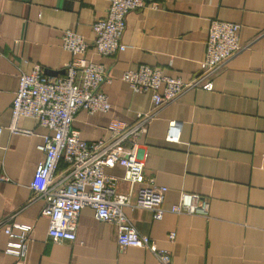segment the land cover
<instances>
[{"label":"crops","instance_id":"0c3cea01","mask_svg":"<svg viewBox=\"0 0 264 264\" xmlns=\"http://www.w3.org/2000/svg\"><path fill=\"white\" fill-rule=\"evenodd\" d=\"M144 1L126 15L124 48L101 55L92 23L106 15L110 0H0V264L17 263L4 253L3 227L11 222L32 225L24 264H164L146 247L119 246L116 226L89 207L80 212L74 241L48 237L45 200L29 187L48 129L21 116L18 126L33 133L12 132L11 105L20 72L38 66L48 76L63 73L72 54L62 48L61 34L74 30L89 44L85 57L105 66L110 79L102 90L111 108L80 110L72 125L87 141L105 138L112 118L131 123L151 107L150 92H135L122 72L146 64L169 76L194 77L212 19L240 25L241 49L215 73L212 90L183 91L159 109L139 140L147 154L145 176L167 187L162 218L144 208L124 211L168 252V264H264V0ZM170 120L181 122L178 141L166 139ZM64 169L60 162L56 176ZM104 171L116 177V193L135 199L138 184L130 186L123 166ZM182 191L205 197L208 214L169 211Z\"/></svg>","mask_w":264,"mask_h":264},{"label":"built area","instance_id":"2783aa9c","mask_svg":"<svg viewBox=\"0 0 264 264\" xmlns=\"http://www.w3.org/2000/svg\"><path fill=\"white\" fill-rule=\"evenodd\" d=\"M144 3V0H110L106 15L92 23L93 46L99 54L110 55L124 48L122 36L126 15ZM239 28L236 22L210 20L200 71L190 79L166 75L159 68L146 64L123 71L121 79L135 92H150L151 107L137 113L131 123L112 118L107 124L109 136L96 141L81 138L72 123L80 110L95 113L111 108L102 90L103 83L110 77L103 64L85 57L89 44L80 33L67 29L61 34L62 48L72 54L61 75L48 76L38 66L30 72H20L9 129L33 133L31 129L18 126L21 116L32 117L48 129L38 144L43 156L29 187L35 197L45 200L41 215L48 220L47 235L51 240L74 241L80 212L89 207L97 219L116 226L119 246L146 247L161 262L169 263L168 252L140 233L124 211L125 207L148 209L153 212L154 219H161L166 211L162 203L167 187L145 176L147 154L139 151V140L147 133L159 109L176 100L183 91L213 89L215 73L241 49ZM180 128V121L170 120L166 139L178 141ZM60 162L65 163V169L56 176ZM115 164L124 167V178L131 187L138 184L134 200L130 193L115 192L116 177L104 171ZM3 179L5 176L0 173V180ZM168 210L207 215L209 202L199 194L182 191L179 200ZM31 230L29 223L11 222L3 227L8 236L4 253L17 258L16 264H24Z\"/></svg>","mask_w":264,"mask_h":264},{"label":"water","instance_id":"95a60500","mask_svg":"<svg viewBox=\"0 0 264 264\" xmlns=\"http://www.w3.org/2000/svg\"><path fill=\"white\" fill-rule=\"evenodd\" d=\"M45 73H46V74H49L50 72H48V73H47V72H45Z\"/></svg>","mask_w":264,"mask_h":264}]
</instances>
